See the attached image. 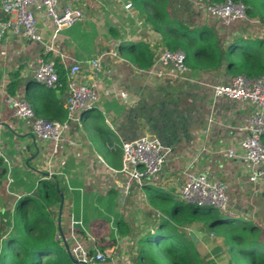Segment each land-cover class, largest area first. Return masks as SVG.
Here are the masks:
<instances>
[{"label":"crops","instance_id":"0c3cea01","mask_svg":"<svg viewBox=\"0 0 264 264\" xmlns=\"http://www.w3.org/2000/svg\"><path fill=\"white\" fill-rule=\"evenodd\" d=\"M95 1L98 7L92 9L84 0H62V4L80 8L84 18L71 33L65 29L53 41L44 17L37 15L45 43L53 51H46L43 42L15 35H7L2 42L0 171L5 172L0 179V255L10 231L7 222L18 199L53 181L61 190L59 201L51 206L56 212V232L59 224L69 243L73 229L88 247L108 254L107 264H135L144 236L161 221L167 220V226L175 225V215L188 214L190 204L183 202L179 208L177 202L182 200L179 189L184 172L193 170L225 184L229 199L228 210L221 211L225 221L215 222L218 216L213 211L195 219L186 215L187 221L176 227L187 232L202 256L218 257L216 264H235L232 256L243 259L244 255L231 251L233 246L241 247L242 242L233 238L230 244V231L247 233L253 227L254 240L264 245V167H252L240 157V143L246 133L238 127L251 114L252 107L212 97L214 83L227 82L239 73L230 72L225 64L216 70L204 67L201 61H194L193 66L186 60L189 68L180 77H157L148 71L162 50L170 49L161 44V35L134 7L124 9L123 4L130 0ZM203 1L172 0L170 12L191 32L211 30L222 47L239 36L264 38V14L247 13L246 20L225 26L205 11ZM91 15L92 20L87 21ZM76 29L88 33L89 38L82 37ZM139 41L147 43L153 52V63L147 68L134 65L123 46ZM262 50L263 47L261 58ZM50 53L59 57L65 68L80 62L77 79L93 82L98 91L97 104L76 111L78 120L67 122L64 139L55 153L51 141L37 138L27 120L14 117L6 99L8 84L15 81L12 95L25 98L37 114L66 119V88L48 89L33 78L38 60ZM97 58L102 67L95 75L89 61ZM160 109L167 122L159 124L169 129L172 138L161 143L168 150L164 166L155 175L145 176L141 183L129 180L120 172L121 144L141 134L158 138L144 126L143 118L161 115ZM228 150H233L234 155ZM254 169L261 174L252 181ZM50 200L53 202V197ZM192 229L198 231L196 242L189 234ZM14 247V243L9 246Z\"/></svg>","mask_w":264,"mask_h":264},{"label":"built area","instance_id":"2783aa9c","mask_svg":"<svg viewBox=\"0 0 264 264\" xmlns=\"http://www.w3.org/2000/svg\"><path fill=\"white\" fill-rule=\"evenodd\" d=\"M205 11L220 20L225 26L243 19L247 14V6L240 0H222L202 2ZM125 10L133 5L130 1L123 4ZM37 15L44 17L50 31L51 41L65 29L70 28L84 18L83 11L62 4V0H0V54L1 46L7 35H15L30 41L43 42L46 51H53L51 45L45 43L39 29ZM93 73L101 71L100 59L89 61ZM186 56L181 50L164 49L155 60L149 73L157 77H180L188 70ZM81 71L80 62H74L67 69L66 76V119L63 121L49 119L37 114L31 104L16 95L7 94L6 99L13 108L16 119L27 120L32 133L41 140L51 141L55 153L64 139L65 126L69 120H78L74 113L78 110L93 108L98 102V91L93 82L77 79ZM36 82L48 89H59L61 82L53 59H39L33 72ZM213 100L225 98L246 103L252 107L251 114L238 130L245 132L240 143V157L252 167H264V74L247 76L235 74L227 82L212 85ZM168 150L154 135L141 134L121 144L120 172L129 180L141 183L145 176L155 175L162 170ZM228 153L234 155L233 150ZM260 171L254 169L250 180H256ZM126 188L125 192L128 193ZM180 198L187 204L198 207H211L218 211H227L229 205L226 186L222 181L213 180L206 174L193 170L184 172V181L179 189ZM80 224V222H76ZM67 253L73 264H107L108 254L97 248H90L72 229ZM63 234L56 232L55 239L63 242Z\"/></svg>","mask_w":264,"mask_h":264},{"label":"trees","instance_id":"16d2710c","mask_svg":"<svg viewBox=\"0 0 264 264\" xmlns=\"http://www.w3.org/2000/svg\"><path fill=\"white\" fill-rule=\"evenodd\" d=\"M133 7L144 17L152 29L161 35V44L166 48L179 49L185 52L186 60L190 64L194 61L202 62L204 67L218 70L223 64L230 72L241 73L247 76L264 74V64L261 62L260 50L264 44L263 39L254 42L247 37L231 39L226 47H222L216 35L208 29H199L197 32L187 30L186 26L179 23L170 9L172 0H130ZM222 1V0H210ZM237 1V0H235ZM245 2L246 0H240ZM247 13L249 9L247 7ZM78 23L69 28L68 33ZM76 31L85 39L89 34ZM130 61L140 68H147L153 63V52L145 42H127ZM122 46V47H123ZM45 60L53 59L59 74L61 87L66 88L67 68L64 67L59 57H52L51 53L44 56ZM15 80V79H14ZM16 82L8 84L7 90L13 94ZM5 169L0 171V179ZM61 192L57 182H45V186H39L32 195L23 194L14 207L13 213L7 225L10 226L9 234L2 242L0 264H73L62 241L55 239L56 212L51 206L60 199ZM53 197V202L50 198ZM184 201H178L182 208ZM186 204V203H185ZM187 205V204H186ZM192 218L210 214L215 210L211 207H198L189 205ZM30 210L36 214L30 215ZM217 215L218 221H225L224 217ZM167 220L143 237V246L135 257V264H205V256H202L198 245L188 239L187 232L177 227L170 228ZM254 228L250 232H229L227 238L230 244L242 242L241 247H231V251L241 253L243 259L234 255L235 264H264V245L254 240ZM246 239V240H245ZM14 243L15 247L9 246ZM164 246L163 252L155 249ZM233 252V251H232ZM206 258V257H205Z\"/></svg>","mask_w":264,"mask_h":264},{"label":"rangeland","instance_id":"374dc122","mask_svg":"<svg viewBox=\"0 0 264 264\" xmlns=\"http://www.w3.org/2000/svg\"><path fill=\"white\" fill-rule=\"evenodd\" d=\"M86 3H88L90 6H91V8L92 9H94V8H97L98 7V3H96V1L95 0H84ZM263 1L264 0H246L244 3H245V5L248 7V9H249V12H248V15H250V16H253V14L254 15H257V13H259V14H264V3H263ZM84 11L86 12V10L84 9ZM84 12V13H85ZM91 14H93V12L91 13ZM101 15V14H100ZM246 16H247V14H246ZM94 17H96V16H94ZM92 18H93V16L91 15V16H88V18L86 19L87 21L88 20H92ZM242 20H246V17L245 18H243ZM260 27H263V22L261 21L260 23ZM105 29V28H104ZM58 37V36H57ZM56 37V38H57ZM254 42H256L257 41V38L256 39H254L253 40ZM262 53H263V58H261V62L264 64V44H263V50H262ZM173 196V195H172ZM215 213L216 214H218V215H221V216H223L221 213V211H215ZM34 214H36V211H34V210H30V215H34ZM186 215H188V218H190L191 217V213L190 212H188V214H186ZM185 214L183 215V216H179V215H175V218H174V224L175 225H169L170 227H176V225L177 226H179V225H182V224H184L186 221H187V216H186ZM214 237L215 236H218V234H214L213 235ZM153 247H155V249H157L158 247V251H159V249H160V251L161 252H163V250H164V246H157L156 244H155V246H153ZM204 259H205V264H216V262H217V260H218V257H210L209 259H207V257L205 258L204 257Z\"/></svg>","mask_w":264,"mask_h":264},{"label":"water","instance_id":"95a60500","mask_svg":"<svg viewBox=\"0 0 264 264\" xmlns=\"http://www.w3.org/2000/svg\"><path fill=\"white\" fill-rule=\"evenodd\" d=\"M159 111H160L161 115L158 114L156 116H150L149 119H146L145 118L146 116H145L143 118L144 126L150 131V133L156 134L158 136L159 140L161 141V143L162 142H170L172 140V138H171V133H170L169 129L165 128L161 124H159V123L164 124L165 122H167L166 121V114L164 113V111L162 109H160ZM135 122L137 124H139L137 119H135ZM187 125H188V123H187ZM183 130H186V128ZM172 135H173V137H175L177 134L175 132ZM60 208H61V205H60ZM58 230L62 234V230H61V227L59 224H58ZM189 234H190L191 238L193 239V241H195L194 238H197L198 231L196 229H192L189 232ZM63 244H64L65 250L67 251L68 245H67V242L65 239H63ZM69 258L71 259L70 255H69Z\"/></svg>","mask_w":264,"mask_h":264}]
</instances>
